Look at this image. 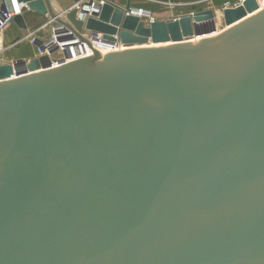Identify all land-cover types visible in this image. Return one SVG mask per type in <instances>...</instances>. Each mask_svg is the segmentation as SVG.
Here are the masks:
<instances>
[{"label": "water", "instance_id": "95a60500", "mask_svg": "<svg viewBox=\"0 0 264 264\" xmlns=\"http://www.w3.org/2000/svg\"><path fill=\"white\" fill-rule=\"evenodd\" d=\"M17 1L127 48L0 65V264H264V7Z\"/></svg>", "mask_w": 264, "mask_h": 264}, {"label": "built area", "instance_id": "2783aa9c", "mask_svg": "<svg viewBox=\"0 0 264 264\" xmlns=\"http://www.w3.org/2000/svg\"><path fill=\"white\" fill-rule=\"evenodd\" d=\"M89 2H91V5L87 6L86 4ZM103 4L104 0H83L79 2L74 6L78 9L77 19L84 21L88 17H92L93 14H97L99 12V9ZM25 8L26 6L18 3L17 0H0V33L4 31L6 26L11 23V20L15 16L22 15ZM125 12L127 15L138 17L144 25L146 24L149 26L151 23L157 21L153 14L142 8H128L125 9ZM51 25L52 28L50 37L45 41H40L42 43L41 46L43 47V51L37 47L38 40L35 39L33 34L29 35L27 39L32 44H35L39 56L48 55L54 65L60 62L73 61L88 57L94 52L104 53L110 50L127 48V46L120 43L116 37L115 41L108 42L103 40L100 34L88 35L91 48H89L85 43H80L77 39L58 42V38H67L70 36V33H62L61 28L54 24ZM54 47H56V50L52 52ZM56 53H60L61 56L55 58L54 54Z\"/></svg>", "mask_w": 264, "mask_h": 264}, {"label": "crops", "instance_id": "0c3cea01", "mask_svg": "<svg viewBox=\"0 0 264 264\" xmlns=\"http://www.w3.org/2000/svg\"><path fill=\"white\" fill-rule=\"evenodd\" d=\"M55 4L59 7V10H68L74 7L76 4L83 0H53ZM108 1L121 8H142L150 12H160L165 7L172 8H184V7H193L205 3L207 1H212V3H229L234 4V7L239 5L242 0H104ZM169 11V10H168ZM167 11V12H168ZM164 12V11H163ZM23 19L26 24V29H20L16 24L10 23L6 26L4 31L0 33V52L6 57H10V54L16 53L14 58L11 60L14 61H30L34 58L39 57V53L35 56H30L33 50L38 52L37 48L32 47L30 42L25 41L29 35H32L37 38L38 41H45L50 37L51 24H49V19L45 16H40L35 12L25 8L22 13ZM18 45L14 47L16 43ZM14 52V53H12ZM10 63V61H6ZM4 63V64H6Z\"/></svg>", "mask_w": 264, "mask_h": 264}, {"label": "rangeland", "instance_id": "374dc122", "mask_svg": "<svg viewBox=\"0 0 264 264\" xmlns=\"http://www.w3.org/2000/svg\"><path fill=\"white\" fill-rule=\"evenodd\" d=\"M236 7V6H235ZM166 9H163V11L160 12H150L151 14L154 15V17L157 19V21H168V20H173L177 17H181V16H185V15H190L192 13H195V12H203V11H212L214 13V22H215V25H216V31L217 32H221L222 30L225 29V25H224V22H223V18H222V10L224 9H228V8H234V4H229V3H225V4H222V3H219V4H216V3H212V1H207L205 3H202L200 5H197V6H193V7H184V8H172V7H165ZM126 9V8H125ZM169 10V11H168ZM168 11V12H167ZM146 27H148V25H144ZM37 40V38H35ZM0 41H1V38H0ZM25 41L27 42H30L28 39H25ZM17 43V41H16ZM18 45L15 44L14 47H16ZM30 45L32 47H35V44H32L30 42ZM14 53V52H12ZM36 54H38V52H36V50H33V52L30 54V56H35ZM11 56L10 57H5L4 54L2 52H0V65H4V63H6V61H10L9 64L12 63V59L14 58L13 56L16 55V53L14 54H10ZM61 56L60 53H56L54 54V57H59ZM8 64V63H6Z\"/></svg>", "mask_w": 264, "mask_h": 264}, {"label": "bare ground", "instance_id": "6f19581e", "mask_svg": "<svg viewBox=\"0 0 264 264\" xmlns=\"http://www.w3.org/2000/svg\"><path fill=\"white\" fill-rule=\"evenodd\" d=\"M242 1H243V0H242ZM242 1H241V2H242ZM256 2H257V4H258V6H259L260 9H262V8L264 7V0H256ZM240 4H241V3H239V5H240ZM237 6H238V5H237ZM237 6H236V7H237ZM134 17H136V16H134ZM139 20H140V19H139ZM155 22H156V21H155ZM225 28H226V27H225ZM215 33H219V32L216 31ZM91 55H94V53H91Z\"/></svg>", "mask_w": 264, "mask_h": 264}]
</instances>
